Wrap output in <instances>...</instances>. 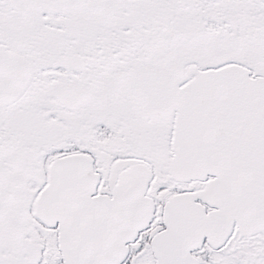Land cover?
I'll return each instance as SVG.
<instances>
[{
	"label": "snow or ice",
	"instance_id": "obj_1",
	"mask_svg": "<svg viewBox=\"0 0 264 264\" xmlns=\"http://www.w3.org/2000/svg\"><path fill=\"white\" fill-rule=\"evenodd\" d=\"M0 264H264V0H0Z\"/></svg>",
	"mask_w": 264,
	"mask_h": 264
}]
</instances>
